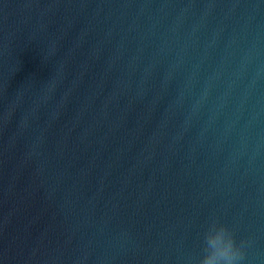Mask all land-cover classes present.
Wrapping results in <instances>:
<instances>
[{"label":"water","instance_id":"water-1","mask_svg":"<svg viewBox=\"0 0 264 264\" xmlns=\"http://www.w3.org/2000/svg\"><path fill=\"white\" fill-rule=\"evenodd\" d=\"M213 219L264 264V0H0V264H197Z\"/></svg>","mask_w":264,"mask_h":264},{"label":"clouds","instance_id":"clouds-1","mask_svg":"<svg viewBox=\"0 0 264 264\" xmlns=\"http://www.w3.org/2000/svg\"><path fill=\"white\" fill-rule=\"evenodd\" d=\"M203 251L197 264H240L243 252L234 240L231 229L217 220H210L203 233Z\"/></svg>","mask_w":264,"mask_h":264}]
</instances>
